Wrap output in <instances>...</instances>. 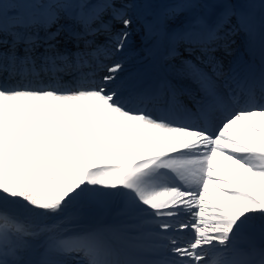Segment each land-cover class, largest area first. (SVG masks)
I'll list each match as a JSON object with an SVG mask.
<instances>
[{"label":"snow or ice","instance_id":"obj_1","mask_svg":"<svg viewBox=\"0 0 264 264\" xmlns=\"http://www.w3.org/2000/svg\"><path fill=\"white\" fill-rule=\"evenodd\" d=\"M131 7L0 0V264H264V0Z\"/></svg>","mask_w":264,"mask_h":264},{"label":"bare ground","instance_id":"obj_2","mask_svg":"<svg viewBox=\"0 0 264 264\" xmlns=\"http://www.w3.org/2000/svg\"><path fill=\"white\" fill-rule=\"evenodd\" d=\"M159 2H160V5L162 6V8L157 7L158 13L155 12L154 14H152L151 11H152L153 7H152V1L151 0H116L117 6H120L122 4H129V3L135 5V11H134L135 16L137 15V17H138V15H139L144 20V22H141V23L139 22L138 25H137L138 20H136L133 23V26L137 25V26L141 27L140 28L141 34L140 35L136 34L132 38L130 37L128 42H127V45H126L125 52L120 53L116 57V59H122L124 61L125 66L128 70H135L138 68H147L148 67L149 61L145 59V49L148 46V43L145 40L144 30L142 29L143 26H141V24L143 23V25H144L147 21L152 20L157 15L162 14L163 9L166 11L165 6L169 2H167L166 0H159ZM171 2H174V0H171ZM226 2L231 7V0H226ZM250 2H251L250 0L247 2L242 0L240 2L242 9L253 11L254 8H256V6ZM258 3H259V6L257 7L258 8L257 14H259V12L261 10L262 0H260ZM131 11H132L131 13H133L132 9H131ZM210 11H211L210 8L205 9V12H210ZM51 30L54 31L55 28L53 27ZM39 35L43 36L44 33L41 31V32H39ZM105 40H106V38L104 35H101L100 37H98V43L103 44L105 42ZM135 44H137V45H135ZM242 45H243V43H242ZM235 47H236V45H235ZM57 48L60 49L61 52H63V50H64L63 49V43L57 44ZM140 48H142L141 52L135 56L134 53H136V51ZM73 50H74V46H73ZM39 51H43V48H40ZM237 54L240 56H244V48L240 49L237 52ZM113 59H114V57H113ZM100 63L109 64V63H111V60L105 58L103 53H101ZM65 79H67V77H65ZM256 119L259 120V118H256ZM236 130L238 132H241V133L244 131L243 127L241 125H237ZM225 163H229V162L225 161ZM232 167L235 168V166H232ZM237 171H239V170L237 169ZM221 172H223V169H221ZM210 191L214 192L216 195H220V193L216 192V190L214 188H212L211 185H210ZM17 223L20 224L21 226L25 225V222L22 219L17 221ZM85 223H87V221Z\"/></svg>","mask_w":264,"mask_h":264},{"label":"rangeland","instance_id":"obj_3","mask_svg":"<svg viewBox=\"0 0 264 264\" xmlns=\"http://www.w3.org/2000/svg\"><path fill=\"white\" fill-rule=\"evenodd\" d=\"M152 1V7H153V9H152V14H154L155 12H157L158 11V9H157V7H159V8H162V6L160 5V2H159V0H151ZM167 2H169V3H167V5H170V4H172L173 2H171V0H166ZM242 0H231V7H233L234 9H236V10H239V11H244L243 9H242V7H241V4H240V2H241ZM243 1H245V2H247V1H249V0H243ZM251 2L250 3H253L255 6H256V8H254V10H253V12H255L256 14L258 13V6H259V1L260 0H250ZM206 2L207 3H210V4H212V5H216V4H219V3H222V2H224L223 0H206ZM130 5H132V7L130 8V9H128V14H129V16L133 19V23L136 21V20H138V23H137V25L139 24V22L141 23V22H144V20L141 18V16H139L138 15V17H137V15L135 16V5H133V4H131V3H129ZM161 6V7H160ZM131 9L133 10V13H131L132 11H131ZM165 10L163 9L162 10V13L164 12ZM158 13V12H157ZM137 25H135V26H133V24H132V26H131V33H132V35L130 36L131 38L133 37V36H135L136 34H141V30H140V26H137ZM141 26H143V23L141 24ZM116 27L117 28H119L120 26L119 25H116ZM142 29H143V27H142ZM144 30V29H143ZM135 39V38H134ZM242 40H237V44H236V47H235V49H236V52H238L240 49H242L243 47H242V42H241ZM61 43H63V42H61ZM135 45H137V44H135ZM141 49L142 48H140V49H138L137 51H136V53H134V55L136 56L138 53H140L141 52ZM123 52H125V50L123 51ZM120 54V53H119ZM119 54H117L115 57H114V59H116V57L119 55ZM146 54V53H145Z\"/></svg>","mask_w":264,"mask_h":264}]
</instances>
